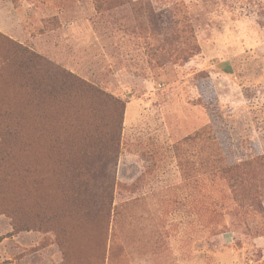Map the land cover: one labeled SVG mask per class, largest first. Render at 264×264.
Listing matches in <instances>:
<instances>
[{
    "label": "rangeland",
    "instance_id": "1",
    "mask_svg": "<svg viewBox=\"0 0 264 264\" xmlns=\"http://www.w3.org/2000/svg\"><path fill=\"white\" fill-rule=\"evenodd\" d=\"M101 2L0 0V58L24 45L121 102H96L121 123L113 199L82 210L65 154L83 131L57 119L87 126L93 94L0 73L21 136L0 152V264H264V0Z\"/></svg>",
    "mask_w": 264,
    "mask_h": 264
},
{
    "label": "trees",
    "instance_id": "2",
    "mask_svg": "<svg viewBox=\"0 0 264 264\" xmlns=\"http://www.w3.org/2000/svg\"><path fill=\"white\" fill-rule=\"evenodd\" d=\"M96 3L100 9L101 0H96ZM10 50L8 57L0 58V73L4 72L6 67L11 69L10 66L13 67L17 63L16 70L23 76L25 84L30 86L36 94H41V97L45 90L49 92V95L58 93L63 96L68 94L72 90V83L82 86L93 94L92 100L95 101H92V103L95 108L92 107L91 109V123L84 126L80 122H75L72 126H69L60 116L61 114L58 115L57 121L59 126L66 130L83 131L82 136L75 142L78 149L73 151L74 144L71 143V147L65 154V158H68L72 164L69 182L74 185L73 193L77 198L79 197L80 208L85 210L88 207L94 209L101 207V205L99 206L100 203H105L107 199H113L111 195L116 180L112 175L110 166L119 158L121 123L118 121V124L109 131L103 128L108 124L106 126L97 124L96 116L100 106H97L96 102L98 103V100L105 103L120 104L121 102L99 88L84 83L60 65L44 58L24 45L14 43L12 47L10 46ZM40 118L41 116L31 119L33 125L31 126L29 138L26 139L27 144H25L33 154L37 151L40 138L43 139L45 134L50 133L52 130V126L40 125ZM46 119L48 117L45 115L40 121ZM20 139V132L16 124L8 116L0 115V152H5L8 156H14V150L10 149L8 152L6 144L17 142ZM238 168L237 166H225L222 170L231 174L237 171ZM245 183H247L246 180L242 178L235 182L236 185Z\"/></svg>",
    "mask_w": 264,
    "mask_h": 264
}]
</instances>
